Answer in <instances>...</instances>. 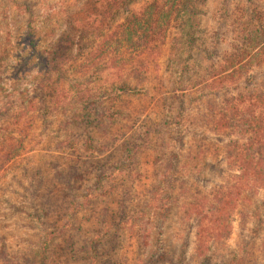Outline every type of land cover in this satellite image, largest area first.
Here are the masks:
<instances>
[{"label": "rangeland", "instance_id": "obj_1", "mask_svg": "<svg viewBox=\"0 0 264 264\" xmlns=\"http://www.w3.org/2000/svg\"><path fill=\"white\" fill-rule=\"evenodd\" d=\"M164 1L135 0L133 5L139 11L152 3L168 5L170 0ZM119 2L0 0V81L8 87L29 81L32 70L26 60L33 54L27 30L35 28L40 46L71 39L89 41L91 47L126 19ZM198 9V39L195 59L186 70L189 75L180 68L178 55L184 54L173 45L171 28L164 42L153 44L152 56L143 62L147 71L140 68L142 76L125 72L131 87L148 91L103 102L115 110L135 105L142 111L136 122L147 114L146 123L157 124L158 133L151 135L145 151L124 150L121 133L131 121L122 115L109 123L93 114L90 120L73 124L68 112L56 109L19 119L17 151L0 158V264H264L263 174L258 182L241 186V195L238 191L226 198L231 205L220 204L229 210L219 212L223 228L211 229L209 218L215 221L216 213L198 227L207 205L222 196L220 187L235 183L238 170L226 160V143L244 138L236 132L219 137L212 129L213 118L231 120L229 103L245 107L246 93H264V53L245 60L259 64L244 78L218 81L219 67L245 50L252 28L264 37V0H205ZM177 22L175 16L170 25ZM86 66V74L76 69L68 76L86 78L90 65ZM186 75L187 83L178 82ZM101 76L102 89L117 81L115 61ZM99 84L94 73L80 87L69 86L68 95L76 87L96 93ZM50 91L47 86L41 92L47 96ZM37 92L34 86L29 88V94ZM179 108L183 115L176 124L177 118L171 116ZM11 131L15 130H3L1 136ZM172 151L175 179L168 183L160 173ZM45 231L58 235L43 260L40 236ZM160 254L162 259L156 260Z\"/></svg>", "mask_w": 264, "mask_h": 264}, {"label": "trees", "instance_id": "obj_2", "mask_svg": "<svg viewBox=\"0 0 264 264\" xmlns=\"http://www.w3.org/2000/svg\"><path fill=\"white\" fill-rule=\"evenodd\" d=\"M203 2L205 0H170L168 5L163 6V3H161L156 6L152 3L137 11L133 5L135 0H120L118 7L124 9L123 15L127 14L126 19L124 17L116 25L115 29H112L114 32L106 35L105 40L93 43L91 47H88L89 41L80 42L71 39L66 41L58 39L40 46L36 37L34 38L35 28L32 27V31L27 30L25 33L29 42L27 44L28 46L32 44L33 54L32 58L26 60V65L32 70L29 81L22 86L15 87H8L0 81V158H10L16 153L18 141H15V132L19 130L20 123L18 124L17 122H19L21 117H25L24 119L28 120L34 116L48 114L56 109L68 112V121L73 124L82 122V119L90 120L93 118V114L99 117L98 120L101 117L107 118L109 123L112 122V119H115V115L125 116L131 121V125L129 124V129L121 133L123 137L120 142L122 143L125 140L123 144L124 150L129 151L132 148L135 152L145 151L148 147L146 142L150 143L151 135L158 133V129H155L157 124H153L154 122L152 121L146 123L147 114L143 116L141 123L136 122L140 118L142 111L138 110L135 105H126L121 107L122 109L116 108L117 110H115L103 106V102L105 100L121 101L123 96L142 95L148 91L145 87L139 89L131 87L127 82L125 72L131 71L135 75L142 76L140 68L144 67L143 72L147 71L143 63L145 58L152 56L151 48L153 44L156 45L157 41L160 43L164 42L166 36L170 34L168 29L174 28L171 34L174 38L173 45H176L178 53L184 54V56L178 55L180 68L182 67L183 72H187L186 70L190 69L189 65L195 59L194 50L199 31L198 14L200 10L198 9V4ZM175 16H177L178 22L170 25ZM257 30L258 28L251 29V37L248 38L249 40L245 44V50L241 48L240 51L234 53L236 57L229 58L223 66L219 67L218 70H220L219 74L221 75L217 77L220 83H224L227 80L232 81L233 79L240 80L247 75L252 66L259 64L258 61H253L252 63L245 61L251 58L259 59L260 55L264 53V37L261 31L258 32ZM244 38H247L245 34ZM87 48V54L81 55ZM79 56H82V58L79 59ZM96 57H98V60H96ZM110 61H115L120 76L115 83L109 85L108 89H102L101 74L106 70ZM86 64L90 65V71L86 78L77 80L71 79L70 75L68 76L69 72L76 71V69L82 75L86 74ZM94 73H96L100 83L97 92L92 94L82 91L79 88L80 84L89 82ZM188 75H186V79H179L180 81L178 82L187 83L186 80H189ZM76 85L79 87L74 88L71 95H68L69 86L72 88ZM31 86H34L39 92L32 95L29 94ZM47 86L52 89L47 95L48 97L42 94ZM66 87L68 88L66 89ZM152 88L156 90L157 86ZM244 97L248 101L245 107L238 105L236 102L229 103L232 104L231 120L228 118L218 120L216 117L213 118L211 123L212 129L218 133L219 137L223 136L226 138L236 132L239 138L241 136L244 138L241 141L231 138L226 143V160L229 165H233L238 170L235 183L220 187L218 192L222 189V196L215 203L207 205L206 210L203 211L204 213L199 219L198 227L204 225V223L201 224V221L203 219L207 220L210 213H216L215 221L209 218V223L213 226L210 228L215 230H218L219 226L223 228L222 222L219 221L221 218L218 215L220 211L228 214L229 210L227 207L223 208V205L219 208L220 204L224 202L231 205L229 202L232 201L227 199L236 196L241 186L251 182H258L259 178H262V174L264 175V93L251 91L246 93ZM149 98H152V95ZM235 98L233 97L232 101H235ZM237 98H239V94ZM101 105L102 110L98 111ZM182 115V108H179L176 114L171 117L177 118L175 123L178 124L180 122L179 116ZM14 119L16 123L13 124V129L15 131H11L2 137L1 133L3 130H13L9 126ZM4 120L6 121L5 123L2 122ZM97 123H100V121ZM129 137L137 139L138 143L130 142ZM152 150H156V148L154 147ZM175 157L176 155L172 151L165 159V170L160 173L168 178V183L174 182L175 179L173 166L171 165L172 158ZM239 192V195L244 193L242 190ZM215 196L216 194L214 193L213 201ZM56 235L58 234H55L54 231H45L41 234L40 242L41 247L43 246V252H41L40 256L43 260L47 258L49 244ZM155 259L160 261L162 254L156 256Z\"/></svg>", "mask_w": 264, "mask_h": 264}]
</instances>
